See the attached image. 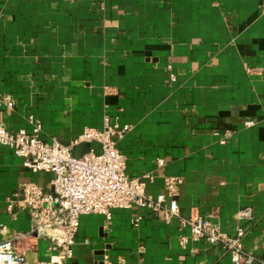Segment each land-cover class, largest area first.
Wrapping results in <instances>:
<instances>
[{"label": "crops", "instance_id": "obj_1", "mask_svg": "<svg viewBox=\"0 0 264 264\" xmlns=\"http://www.w3.org/2000/svg\"><path fill=\"white\" fill-rule=\"evenodd\" d=\"M105 115L131 126L117 144L130 176L150 173L148 194L180 177V213L244 227L264 261V0H0V125L30 131L33 116L41 138L74 146ZM51 178L0 145V240L31 229L7 209L19 184ZM245 207L252 219L238 218ZM46 233L13 238L28 264L53 254L58 232ZM189 233L163 211L82 214L68 263L231 264L204 239L182 246Z\"/></svg>", "mask_w": 264, "mask_h": 264}, {"label": "built area", "instance_id": "obj_2", "mask_svg": "<svg viewBox=\"0 0 264 264\" xmlns=\"http://www.w3.org/2000/svg\"><path fill=\"white\" fill-rule=\"evenodd\" d=\"M74 1V0H72ZM170 68V66H169ZM170 78H175L170 72ZM8 106L10 99L2 98ZM30 131L24 128L12 130L0 125V145L9 147L21 157L25 168L33 172H49L52 178L47 183L23 181L9 199L7 206L11 215L26 210L31 220L28 232H17L13 238L30 233L51 235L53 254L48 260H36L33 264H69L72 246L82 214H103L111 218L116 208H146L163 211L167 221L178 218L181 226H188L189 236L179 234V241L185 246L188 237L193 241L204 239L210 245L220 246L231 259V264H251L259 259L242 244L244 227L237 226L233 235L222 232L209 218L201 215L184 216L179 211L177 196L182 179L165 177L164 192L152 196L146 191L143 176H130L126 169V155L118 147V140L131 130L129 124L111 122L103 118L102 128L85 127L74 144L82 141L91 143L89 152L80 157L72 155L73 145H64L56 138L44 140L40 137L42 122L30 116ZM252 122L247 121L250 125ZM223 141V138H221ZM97 144V147L93 145ZM157 167L165 164L164 158H157ZM239 219H252L249 207L238 211ZM140 215L133 218L134 226L139 224ZM13 238L0 240V264H28L26 254L13 245Z\"/></svg>", "mask_w": 264, "mask_h": 264}, {"label": "water", "instance_id": "obj_3", "mask_svg": "<svg viewBox=\"0 0 264 264\" xmlns=\"http://www.w3.org/2000/svg\"><path fill=\"white\" fill-rule=\"evenodd\" d=\"M91 149V143L88 141H82L72 147V155L74 157H80L83 154L89 152Z\"/></svg>", "mask_w": 264, "mask_h": 264}, {"label": "rangeland", "instance_id": "obj_4", "mask_svg": "<svg viewBox=\"0 0 264 264\" xmlns=\"http://www.w3.org/2000/svg\"><path fill=\"white\" fill-rule=\"evenodd\" d=\"M119 147V146H118Z\"/></svg>", "mask_w": 264, "mask_h": 264}]
</instances>
